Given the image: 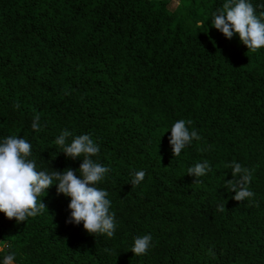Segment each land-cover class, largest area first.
Returning a JSON list of instances; mask_svg holds the SVG:
<instances>
[{"label": "trees", "instance_id": "obj_1", "mask_svg": "<svg viewBox=\"0 0 264 264\" xmlns=\"http://www.w3.org/2000/svg\"><path fill=\"white\" fill-rule=\"evenodd\" d=\"M176 1L0 0V141L24 138L37 170L79 175L83 157L54 141L90 135L116 223L109 238L66 222L70 198L53 185L42 214L0 213V264L9 251L14 264H264V47L212 27L225 0ZM249 2L260 17L264 0ZM179 119L201 139L173 156ZM204 161L210 171L188 175ZM233 161L252 171L253 198L232 199ZM147 234L148 251L134 255Z\"/></svg>", "mask_w": 264, "mask_h": 264}, {"label": "clouds", "instance_id": "obj_2", "mask_svg": "<svg viewBox=\"0 0 264 264\" xmlns=\"http://www.w3.org/2000/svg\"><path fill=\"white\" fill-rule=\"evenodd\" d=\"M212 16V27L225 38L231 39L234 34L238 35L240 42L252 52L264 47V20L261 19L264 13L258 17L249 0H225ZM19 107L17 103L15 108ZM39 121L40 115L34 114L31 124L33 131H40ZM192 123L191 120L179 119L172 124L169 144L173 156H179L193 140L201 139L195 129L190 130ZM71 135L64 130L54 143L62 148L66 157H83L80 159L79 175L71 169L51 172L37 170L35 160L29 159L32 145L24 138L11 135L0 141V213L17 223L42 214L46 205L38 197L55 185L58 194L70 198V218L66 222L76 225L82 223L89 235H106L111 238L116 229L115 213L110 212L108 192L97 187L110 169L92 159L98 155L99 146L90 135L75 136L68 142ZM225 166L232 169L233 179L226 183L227 189L235 193L232 199L240 202L253 198L255 194L248 187L253 179L252 171L235 161ZM208 171V161L196 163L187 169L188 175L196 178L203 177ZM144 177V171H135L131 185H139ZM218 211H225L224 204L218 206ZM151 241L150 234L136 237L131 252L136 256L145 254ZM4 247L11 248L10 245ZM3 251L0 248V252ZM15 259L16 252L9 251L4 255L2 264H14Z\"/></svg>", "mask_w": 264, "mask_h": 264}, {"label": "rangeland", "instance_id": "obj_3", "mask_svg": "<svg viewBox=\"0 0 264 264\" xmlns=\"http://www.w3.org/2000/svg\"><path fill=\"white\" fill-rule=\"evenodd\" d=\"M177 5H178V2L176 0H172V2H171V9H175ZM0 248H3V246H0Z\"/></svg>", "mask_w": 264, "mask_h": 264}]
</instances>
